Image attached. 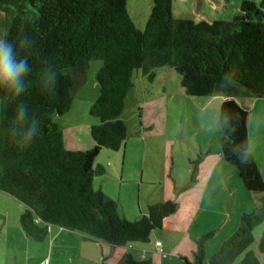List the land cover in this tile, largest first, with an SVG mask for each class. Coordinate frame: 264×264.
Listing matches in <instances>:
<instances>
[{
  "label": "trees",
  "instance_id": "obj_1",
  "mask_svg": "<svg viewBox=\"0 0 264 264\" xmlns=\"http://www.w3.org/2000/svg\"><path fill=\"white\" fill-rule=\"evenodd\" d=\"M172 9L173 0H153L141 29L129 14L128 0H0V35L11 41L23 33L33 41L25 92L16 96L0 88V190L23 203L21 227L37 242L56 226L118 247L148 243L152 232L176 213L177 202L150 204L147 215L130 221L116 201L95 189L94 179L106 173L95 162L104 148L125 147L128 130L121 115L135 74L154 82L158 69L170 67L180 75L186 96L225 98L218 111L222 157L245 189L259 195L255 209L241 217L238 229L215 253L208 257L206 251L211 232L196 241L194 260H183L264 264L250 250L254 231L264 223V179L249 151V107L236 100L264 98V0H245L230 21L212 23L176 19ZM93 60L103 63L96 76L99 97L90 110L100 121L91 127L93 147L71 151L55 117L70 111ZM47 69L57 73L55 94L42 80ZM20 105L40 122L26 148L21 146L26 124L16 118ZM258 249L264 256V232ZM124 259L125 264H153L130 253Z\"/></svg>",
  "mask_w": 264,
  "mask_h": 264
},
{
  "label": "crops",
  "instance_id": "obj_2",
  "mask_svg": "<svg viewBox=\"0 0 264 264\" xmlns=\"http://www.w3.org/2000/svg\"><path fill=\"white\" fill-rule=\"evenodd\" d=\"M157 75L156 72V79H158ZM138 77L141 78L140 75ZM142 78L145 77L142 76ZM224 100H221V104ZM244 100L245 105L243 106L249 107L247 121L249 151L254 156L264 179V98L254 101ZM211 101L213 100L206 102L204 108L210 107ZM207 110L216 117V120L212 118L211 121L215 123V129L220 138L219 110ZM95 124L96 122L91 120L89 127L85 130V136H75L76 145L67 143L66 131L63 129L66 148L71 151L91 149L94 145L91 138V127ZM205 129H208L209 132L210 127ZM88 132H90V136H88ZM151 138L150 134L146 138L147 143L144 146L142 141L138 143L139 148L143 149L142 152L129 151L127 143L123 149L114 151L117 154H109L107 158L110 161L107 166L104 163H99L105 167V175L94 179L95 189L102 191L114 201L117 200L120 206H122L123 194L128 197L131 193L130 190L137 189L140 194V202L138 200L136 210L127 211L122 206L123 214L121 213V215L130 221H136L147 215L146 205L148 207L150 204L169 199L177 202L176 213L165 220L163 228L152 232L148 243H132L125 247H118L53 226L48 237L43 242H38L41 243L40 245H36L34 244L35 240L33 241L27 236L21 226L18 234H15L14 223L12 225L11 219L15 217L18 220V216L21 218L25 207L19 200L0 190V220L4 221L0 226V251L7 255H11L14 250L16 253L19 250L24 252L26 256L23 259L25 260L24 264H42L45 260H49V264H102L103 261L107 264H125L124 258L127 253L134 255L139 260H151L153 264H185L183 259L190 262L194 260L196 241L211 232L214 234L212 238L214 242L210 244V247L218 248L238 229L241 217L255 209L259 195L245 189L236 169L224 161L221 146L219 151L216 150V136L213 130L211 137L207 140V146L206 144L200 145L198 153L200 157L195 169L188 170L191 179L186 178L183 182L175 176L174 170L169 171L167 165L159 171L157 168L153 170L147 168L148 143H152ZM174 145H172L173 152H175ZM171 156L169 153L166 154V157L164 156L166 164L167 162L169 164ZM140 159L143 160V163H137ZM191 161L193 160L191 159ZM172 163L173 166H176L175 158ZM111 178H116V180L119 178L118 189L114 183H108ZM169 178L175 180L176 193L168 195L166 192L157 191L158 196L162 194L164 198L148 201L151 195L147 190H143V182L154 183L153 186L156 189L164 184L169 189ZM144 192L145 194H143ZM256 229H259V233L261 232L262 235L264 223ZM20 238H22L20 244L15 247L14 241L20 240ZM158 242H161L160 247L157 246ZM32 248L40 253L33 260L30 256ZM21 254L17 255L18 260Z\"/></svg>",
  "mask_w": 264,
  "mask_h": 264
},
{
  "label": "rangeland",
  "instance_id": "obj_3",
  "mask_svg": "<svg viewBox=\"0 0 264 264\" xmlns=\"http://www.w3.org/2000/svg\"><path fill=\"white\" fill-rule=\"evenodd\" d=\"M243 1L245 0H173L172 13L176 19H191L197 23L202 21L212 23L213 20L230 21L238 13V7ZM248 1L259 2L260 0ZM152 3L153 0H128V11L137 27L141 26L144 28L146 25L151 16ZM102 65V61L93 60L90 62L86 81L76 87L70 111L62 116L55 117V122L66 131L67 143L76 145L75 136H85V130L89 127L91 120L96 122V124L100 121L97 117L91 115L90 110L99 97V86L96 76ZM157 74L158 79L154 82H151L146 77L142 78L141 72L135 74V87L127 94L125 107L121 115V119L126 123L128 130V139L125 146L128 143L129 151L142 152L143 149L139 148L138 143L142 141L144 146L147 143L146 138L151 134L152 143H148L147 168L152 170L157 168V171H159L167 165L169 171L174 170L176 172L175 176L183 182L186 178L191 179V174L188 173V170L195 169L200 157L198 154L200 145L206 144L207 146V140L211 137L212 130L216 136V150H220L219 133L216 132L215 123L211 121L212 118L216 120V117L207 109L219 110L221 100L225 98L187 97L181 84V77L175 70L170 67H163L157 70ZM139 75L141 78L138 77ZM209 100H213L210 107L204 108V104ZM236 100L241 105H245L243 98H237ZM1 110L0 102V116ZM200 127L203 128L201 129ZM206 127H210L209 132L208 129H205ZM88 136H90V132H88ZM172 145L175 146V152L172 150ZM167 153L172 155L169 164L164 162V156L166 157ZM109 154L117 153L109 149L101 150L96 159L95 167L99 163H104L107 166L110 161L107 158ZM174 158L176 166H173L172 163ZM133 161L136 162V160ZM138 162L143 163V160L140 159ZM110 182L114 183L117 189L119 188V178L117 180L116 178H111L108 183ZM143 183V190H147L151 195L148 201L162 200L164 198L162 194L158 196L157 191L166 192L168 195L176 193V185L173 178H169V189L164 184L156 189L153 186L154 183ZM130 192L128 197L123 194L121 203L127 211H135L138 200L140 202V194L136 188L130 190ZM122 206L119 204L120 213L123 214ZM145 211L148 212L147 205ZM19 217L18 220L15 217V219H11L12 225L14 223L15 226V234H18L21 226ZM3 222L1 219L0 226ZM260 235L261 232L259 233V229H256L254 231L256 241L250 250L255 251L263 260L264 256L259 253L258 249ZM21 239L14 241L16 243L15 247L20 244ZM34 242L36 245L41 244L37 241ZM213 242L214 239H209L206 242L208 257L218 249L210 247ZM18 254H21L19 260L17 258ZM39 254L38 250L32 248L30 253L31 260L38 257ZM25 257L24 252L20 250L17 253L14 250L11 255L0 251V264H24L25 260L23 259Z\"/></svg>",
  "mask_w": 264,
  "mask_h": 264
},
{
  "label": "clouds",
  "instance_id": "obj_4",
  "mask_svg": "<svg viewBox=\"0 0 264 264\" xmlns=\"http://www.w3.org/2000/svg\"><path fill=\"white\" fill-rule=\"evenodd\" d=\"M33 47V41L27 34H20L16 39L9 40L0 35V88L8 89L16 96L25 92L26 80L31 73L29 55ZM23 50V54L20 50ZM42 80L45 88L54 93L57 90V73L47 69L42 73ZM16 118L26 124L23 131L22 147L30 146V142L38 135L40 122L29 117L28 109L20 105L16 110ZM31 121L30 124L27 123Z\"/></svg>",
  "mask_w": 264,
  "mask_h": 264
},
{
  "label": "built area",
  "instance_id": "obj_5",
  "mask_svg": "<svg viewBox=\"0 0 264 264\" xmlns=\"http://www.w3.org/2000/svg\"><path fill=\"white\" fill-rule=\"evenodd\" d=\"M157 246L160 247L161 246V242H158ZM42 264H49V260H45Z\"/></svg>",
  "mask_w": 264,
  "mask_h": 264
}]
</instances>
